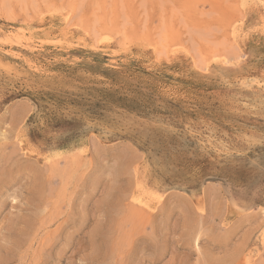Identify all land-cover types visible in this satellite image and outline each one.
<instances>
[{
  "label": "rangeland",
  "instance_id": "rangeland-1",
  "mask_svg": "<svg viewBox=\"0 0 264 264\" xmlns=\"http://www.w3.org/2000/svg\"><path fill=\"white\" fill-rule=\"evenodd\" d=\"M0 62V264H264V0H0Z\"/></svg>",
  "mask_w": 264,
  "mask_h": 264
},
{
  "label": "bare ground",
  "instance_id": "bare-ground-1",
  "mask_svg": "<svg viewBox=\"0 0 264 264\" xmlns=\"http://www.w3.org/2000/svg\"><path fill=\"white\" fill-rule=\"evenodd\" d=\"M235 27V26H234ZM263 27V26H262ZM239 30V29H238ZM234 34V33H233ZM235 35V34H234ZM104 36V35H103ZM246 36V34H241V33H237V35H236V37H237V39L238 40H243V38ZM108 41V38H106V39H103V42H105V41ZM110 40V39H109ZM110 42V41H109ZM244 43V42H243ZM242 43V44H243ZM254 43V42H253ZM250 45V44H249ZM177 52V51H176ZM3 58V57H2ZM2 60V59H1ZM115 60V59H114ZM126 61V60H125ZM158 61V60H157ZM3 62L4 61H2V64H3ZM1 63V62H0ZM141 63V62H140ZM160 63V62H159ZM13 64V63H12ZM126 64V63H125ZM1 65V64H0ZM123 65V64H122ZM143 65V64H142ZM150 65V64H149ZM151 65H153V64H151ZM135 66V65H134ZM1 67V66H0ZM136 67V66H135ZM156 67V66H155ZM155 67H154V69H155ZM159 67H161V66H159ZM182 67V66H181ZM140 68V67H139ZM158 68V67H157ZM162 68H163V66H162ZM167 68V67H166ZM174 68V67H173ZM177 68V67H176ZM127 69V68H126ZM160 69V68H159ZM195 69V68H194ZM131 70V69H130ZM167 70V69H166ZM165 70V71H166ZM176 70V69H175ZM178 70H179V68H178ZM137 71V70H136ZM135 71V72H136ZM155 71H157V70H155ZM164 71V72H165ZM200 71V70H199ZM130 72V71H129ZM169 72H171V71H169ZM173 72V71H172ZM188 72V71H187ZM155 73V72H154ZM158 73V72H157ZM190 73V72H189ZM140 74V73H139ZM187 74V73H186ZM171 75V74H170ZM173 76V75H172ZM201 76V75H200ZM176 77V76H175ZM189 77V76H188ZM144 79V78H143ZM178 79V78H177ZM180 79V78H179ZM160 80V79H159ZM192 80V79H191ZM254 80V79H253ZM144 81V80H143ZM189 82V81H188ZM162 83V82H161ZM251 83V82H250ZM252 83H254V81L252 82ZM259 83V82H258ZM159 85H160V83H158ZM259 84H261V83H259ZM263 84V83H262ZM147 85V84H146ZM149 85V84H148ZM238 85V84H237ZM168 86V85H167ZM239 86V85H238ZM241 86V85H240ZM2 87V86H1ZM152 87V86H151ZM169 87V86H168ZM178 87V86H177ZM243 87V86H242ZM162 88V87H161ZM155 89H156V86H155ZM166 89V88H165ZM185 89V88H184ZM248 89V88H247ZM251 89V88H250ZM256 89V88H255ZM181 90V89H180ZM242 90H244V89H242ZM162 91V90H161ZM170 92H171V90H170ZM179 92V91H178ZM259 93V92H258ZM40 94H42L41 92H40ZM175 94V93H174ZM45 95V94H44ZM187 95V94H186ZM262 95V94H261ZM49 96V95H48ZM164 96V95H163ZM172 96H174V95H172ZM171 96V97H172ZM182 96V95H181ZM233 96H235V95H233ZM250 95H248L247 97H249ZM253 97H254V95H253ZM261 97V96H260ZM263 97V96H262ZM40 98V97H39ZM45 98H46V96H45ZM168 98V97H167ZM235 98V97H234ZM176 99V98H175ZM178 99V98H177ZM236 99V98H235ZM239 99V98H238ZM245 99H247V98H245ZM254 99V98H253ZM256 99V98H255ZM52 100V99H51ZM159 100V99H158ZM170 100V99H169ZM188 100V99H187ZM43 101V100H42ZM47 101V100H46ZM171 101H173V100H171ZM178 101H180V100H178ZM185 101V100H184ZM184 101H183V103H184ZM248 101V100H247ZM181 102V101H180ZM51 103V102H50ZM40 104V103H39ZM53 104V103H52ZM58 104H60V103H58ZM99 104V103H98ZM178 104V103H177ZM255 104V103H254ZM41 105V104H40ZM40 105H39V107H40ZM47 105H48V103H47ZM245 105V104H244ZM252 105V104H251ZM55 106V105H54ZM64 106V105H63ZM106 106V105H105ZM109 106V105H108ZM185 106V105H184ZM187 106V105H186ZM246 106V105H245ZM58 107V106H57ZM65 107V106H64ZM249 107V106H248ZM256 107V106H255ZM46 108V107H45ZM48 108H49V106H48ZM95 108H96V106H95ZM99 108V107H98ZM105 108V107H104ZM108 108H110V107H108ZM56 109V108H55ZM62 109V108H61ZM37 110H39V109H37ZM44 110V109H43ZM50 110V109H49ZM58 110V109H57ZM100 110V109H99ZM111 111H112V109H110ZM260 110V109H259ZM61 111V110H60ZM59 111V112H60ZM65 111V110H64ZM36 112V111H35ZM41 112V111H40ZM58 112V111H57ZM66 112V111H65ZM64 112V113H65ZM113 112V111H112ZM121 112V111H120ZM126 112V111H125ZM127 112H129V111H127ZM96 113V112H95ZM94 113V114H95ZM98 113V112H97ZM106 113V112H105ZM124 113V112H123ZM258 113V112H257ZM27 114H28V112H27ZM31 114V113H30ZM32 114H33V111H32ZM92 114V113H91ZM113 114V113H112ZM130 114H132V113H130ZM42 115V114H41ZM53 115V114H52ZM58 115V114H57ZM82 115V114H81ZM96 115V114H95ZM103 115V114H102ZM105 115V114H104ZM106 115H108V113L106 114ZM25 116H28V115H25ZM43 116H44V114H43ZM83 116H84V114H83ZM86 116V115H85ZM90 116V115H89ZM133 116V115H132ZM261 116H263V115H261ZM45 117V116H44ZM105 117V116H104ZM116 117V116H115ZM120 117V116H119ZM37 118V117H36ZM40 118V117H39ZM49 118V117H48ZM61 118V117H60ZM85 118V117H84ZM92 118V117H91ZM116 118H118V117H116ZM116 118L114 119V120H116ZM47 119V118H46ZM79 119H81V118H79ZM93 119H95V118H93ZM121 119V118H120ZM159 119V118H158ZM157 119V120H158ZM45 120V119H44ZM19 121H21V120H19ZM34 121V120H33ZM38 121H39V119H38ZM50 121V120H49ZM52 121V120H51ZM83 121H84V119H83ZM95 121V120H94ZM97 121H98V118H97ZM127 121V120H126ZM130 121V120H129ZM152 121V120H151ZM159 121V120H158ZM57 122V121H56ZM75 122V121H74ZM153 122V121H152ZM160 122V121H159ZM159 122H157V124L159 123ZM47 123V122H46ZM53 123V122H52ZM110 123V122H109ZM108 122H107V124H109ZM97 124V123H96ZM123 124V123H122ZM103 125V124H102ZM106 125V124H105ZM117 125V124H116ZM154 125V124H153ZM156 125V124H155ZM160 125H161V122H160ZM163 125V124H162ZM167 125V124H166ZM45 126V125H44ZM108 126V125H107ZM34 127V126H33ZM32 127V128H33ZM49 127V126H48ZM169 127V126H168ZM251 127V126H250ZM50 128V127H49ZM95 128V127H94ZM104 128V127H103ZM23 129V128H22ZM41 129V128H40ZM51 129V128H50ZM98 129V128H97ZM108 129V128H107ZM132 128H129V130H131ZM178 129V128H177ZM183 129V128H182ZM181 129V130H182ZM252 129V128H251ZM255 129V128H254ZM43 130V129H42ZM46 130V129H45ZM95 130V129H94ZM112 130V129H111ZM127 130V129H126ZM125 130V131H126ZM173 130H175L174 128H173ZM185 130V129H184ZM256 130H257V128H256ZM23 131V130H22ZM25 131V130H24ZM100 131V130H99ZM115 131H117V130H115ZM113 132V131H112ZM180 132H182V131H180ZM255 132V131H254ZM102 133V132H101ZM116 133V132H115ZM120 133V135H121V132H118V134ZM124 134H125V132H123ZM176 133H177V131H176ZM185 133V132H184ZM183 133V134H184ZM224 133V132H223ZM26 134V133H25ZM181 134V133H180ZM187 134V133H186ZM186 134H185V136H186ZM27 135V134H26ZM97 135V134H96ZM114 135V134H113ZM123 135V134H122ZM126 135V134H125ZM178 137V136H177ZM182 137V136H181ZM24 138V137H23ZM110 138V137H109ZM134 138V137H133ZM26 139V138H25ZM103 139V138H102ZM142 139V138H141ZM186 140H187V138H186ZM139 141V140H138ZM243 141V140H242ZM145 142V141H144ZM196 142V141H195ZM228 142V141H227ZM187 143H189V142H187ZM194 143V142H193ZM239 143V142H238ZM243 144H244V142H243ZM74 145V144H73ZM159 145V144H158ZM51 146V145H50ZM143 146V145H142ZM155 146V145H154ZM194 146V145H193ZM257 146V145H256ZM62 147V146H61ZM64 147V146H63ZM150 147V146H149ZM246 147V146H245ZM248 147V146H247ZM262 147V146H261ZM23 148H24V150L28 153V155L29 156H31V157H34V158H36V159H38V161H40V162H43V161H45L48 157L46 156V154L44 155V153H42V152H40V151H37V150H35V149H33L32 147H30L28 144H26V142L23 140ZM80 148V147H79ZM78 148V149H79ZM146 148H147V146H146ZM154 148V147H153ZM196 148V147H195ZM257 148V147H256ZM48 149V148H47ZM54 149H59V148H54ZM149 149V148H148ZM151 149V148H150ZM237 149V148H236ZM261 149V148H260ZM155 150V149H154ZM194 150V149H193ZM239 150V149H238ZM48 151H50V150H48ZM47 151V153H49ZM157 150H155V152H156ZM257 151V150H256ZM260 151V150H259ZM259 151H257V152H259ZM263 151V150H262ZM154 152V151H153ZM152 152V153H153ZM195 152V151H194ZM264 152V151H263ZM146 153V152H145ZM147 153L148 154H150L151 155V153H149L148 152V150H147ZM161 153V152H160ZM198 153V152H197ZM254 153H256V152H254ZM254 153L253 154H251V155H254ZM155 154V153H154ZM203 154V153H202ZM50 155V154H49ZM145 155V154H144ZM150 155H148V157L150 156ZM201 155V154H200ZM159 156H160V154H159ZM196 156H198V155H196ZM211 156H213V155H211ZM247 156V155H246ZM249 157H251L250 155H248ZM145 157V156H144ZM146 158V157H145ZM208 158V157H207ZM217 158V157H216ZM236 158V157H235ZM235 158H233V159H235ZM252 158V157H251ZM144 159V158H143ZM154 159V158H153ZM158 159V158H157ZM215 159V158H214ZM237 159V158H236ZM236 159H235V161H236ZM249 159V158H248ZM210 160V159H209ZM218 160V159H217ZM253 160V159H252ZM145 161H146V159H145ZM158 161V160H157ZM157 161H156V163H157ZM161 161V160H160ZM239 161H241V159H239ZM244 162H245V160H243ZM247 161V160H246ZM221 163V162H220ZM250 163V162H249ZM150 164H151V162H150ZM161 164V163H160ZM223 164V163H222ZM226 164H228V162L226 163ZM229 164H230V162H229ZM235 164V163H234ZM243 164V163H242ZM152 165V164H151ZM248 165V164H247ZM150 166V165H149ZM159 166H161V165H159ZM226 166V165H225ZM234 166V165H233ZM238 166V165H237ZM244 166V165H243ZM164 167V166H163ZM168 168H169V166H167ZM147 169V168H146ZM156 169H158V168H156ZM148 170V169H147ZM159 170V169H158ZM135 171H136V174H137V176H139V170H138V168H136L135 169ZM170 171V170H169ZM165 172V171H164ZM167 173H168V171H166ZM165 172V174H167ZM149 173H150V171H149ZM148 173V174H149ZM152 173V172H151ZM155 173V172H154ZM154 177H156V176H154ZM176 177V176H175ZM165 178V177H164ZM173 178V177H172ZM159 179H161V178H159ZM163 179V178H162ZM164 180V179H163ZM172 180V179H171ZM174 180V179H173ZM148 181V180H147ZM154 181V180H153ZM161 181V180H160ZM159 181V182H160ZM175 181V180H174ZM158 183V182H157ZM161 183V182H160ZM165 183V182H164ZM167 183V182H166ZM171 183V182H170ZM167 186H168V183L166 184ZM160 186V185H159ZM163 186V185H162ZM161 186V187H162ZM264 186V185H263ZM263 186H261V187H263ZM156 187H158V186H156ZM170 187V186H169ZM169 187H165L166 189L167 188H169ZM136 188L138 189V190H135L134 191V193L132 194V200L135 202V203H137L138 205L140 204V205H142L143 207L145 206V208L147 209H154V205H156L155 203H156V201L157 202H160L161 201V199H163L162 198V196H161V194L157 191V190H155V189H153V188H151L150 186H148L147 185V183L144 181V180H142V179H140V177H138V180H137V182H136ZM160 189V187H158V190ZM164 189V188H163ZM263 189V188H262ZM264 191V190H263ZM261 192V191H260ZM261 194V193H260ZM259 194V195H260ZM263 195H264V193H263ZM231 197V196H230ZM198 204V203H197ZM201 204V203H200ZM158 205V204H157ZM201 206V205H200Z\"/></svg>",
  "mask_w": 264,
  "mask_h": 264
}]
</instances>
